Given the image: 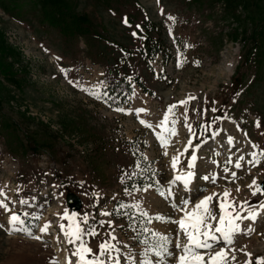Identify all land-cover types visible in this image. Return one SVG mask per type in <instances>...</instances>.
<instances>
[{"label": "rangeland", "instance_id": "1", "mask_svg": "<svg viewBox=\"0 0 264 264\" xmlns=\"http://www.w3.org/2000/svg\"><path fill=\"white\" fill-rule=\"evenodd\" d=\"M19 1L28 2L23 16L11 8V0H0V49L3 45L9 48L0 52V58L11 69H0V189L7 194L13 212L31 214L23 227L42 236V240L32 239L23 231L10 233V213L0 208V225H4L0 228V264H51L54 259L58 264H67L74 246L60 232L57 214L65 208L73 212L66 203L69 191L83 201L81 210L75 212L88 214L89 222L99 232L96 237H88L94 253H98L100 243L109 239L106 233L113 232L124 254L121 264H127L129 252L136 264H142L145 245L140 241L149 236L141 231L142 227L175 237L176 224L156 220L144 223L138 210L121 209L119 215L115 210L121 203L141 202L151 216L179 219L182 215L157 193L155 181L167 188L173 173L187 169L191 149L181 157L179 171L171 167L172 157L184 151L191 136L185 126V112L187 123L197 133L193 143L205 138L207 143L197 152L196 180L191 191H185L179 182L173 187L175 202L188 196L195 200L197 196L222 193L225 188L231 190L237 202L264 201V196H253L247 187L253 179L264 184V161L256 167L247 164L249 153L257 150L252 144L264 149V30L259 29L261 25L264 28V0H67L73 14H87L93 25L88 34L71 37L44 26L34 0ZM131 14H136L139 21L166 25L167 48L144 63L137 58L144 64L143 76L150 92L128 78L134 87L132 93L123 85L108 93L110 75L101 64L91 65L86 56L98 59L97 55L103 54L109 60L120 55L110 42L140 47L137 31L143 33L146 29L142 23L126 24L124 21H129ZM70 44L80 49L77 64L70 60L69 54L74 50ZM45 49L57 57L58 65L67 73L57 72ZM181 52L186 62L178 67ZM77 83L107 95L97 100ZM189 95L196 99L177 108L178 135L172 137L168 155H164L165 149L155 132L139 123V119L155 126L169 105ZM117 107L132 110L133 114L115 111ZM139 108L148 111L138 119L134 110ZM215 117L227 118L212 123ZM227 121L233 128L225 126ZM8 124L16 129V134L4 130ZM205 124H211V129L201 136V125ZM215 131L220 134L212 139ZM229 136L235 138L234 146L229 145ZM37 144L42 148L34 151L32 147ZM241 155L243 167L232 168L237 180L229 182L224 178V162L229 157L235 162ZM212 173L219 175L216 184L201 179ZM143 177L153 188L126 195V187L131 191L144 186H130L127 181ZM205 188L207 192L200 191ZM22 199L29 203L20 204ZM212 207L216 209L215 201ZM102 212L113 214L103 216ZM35 216L41 218L34 219ZM99 221H111L112 225L100 226ZM48 222L52 225L48 233L40 232ZM251 226L256 231L250 236L238 235L232 245L236 249L235 264H245V252L252 253L253 264L257 257H264V218ZM172 250L177 251L174 247ZM151 259L156 264L158 258L153 255ZM169 261L174 264V258Z\"/></svg>", "mask_w": 264, "mask_h": 264}, {"label": "snow or ice", "instance_id": "2", "mask_svg": "<svg viewBox=\"0 0 264 264\" xmlns=\"http://www.w3.org/2000/svg\"><path fill=\"white\" fill-rule=\"evenodd\" d=\"M163 14V10H161ZM169 20L175 21V17L169 16ZM127 24V19L124 21ZM139 27V26H137ZM136 35V33H133ZM192 47V45H188ZM180 59L178 60V67H183L186 62L184 54L180 53ZM197 64L199 62L197 61ZM67 73L68 70H62ZM129 79H131L129 77ZM70 83H76L69 81ZM76 86L80 87L82 91L87 92L89 95L93 96L97 100L103 98V95L98 91L85 88L78 83ZM196 99L189 95L186 99L179 101L177 104L169 105L163 118L159 121L157 125L139 119L140 114L146 113L148 110L145 108L135 109V115L139 119V123L145 127L152 129L155 132L157 140L162 148L165 149L164 155H168L167 149L171 145V139L178 135V130L175 127L179 123L176 119V110L180 106H187L191 100ZM106 102V101H105ZM111 106V105H109ZM115 111L122 112L128 115H132V110H126L122 107H117ZM207 110H205L206 112ZM213 112L216 109H212ZM185 126L187 127L191 136L185 146L183 152H178L176 156L172 157L171 167L173 170H177L179 164L181 163V157L185 156L189 149L192 150V154L188 157L187 169L184 171H179V174L175 175L173 179L168 181L169 187L164 188L160 186V182L155 181L157 193L164 197L166 200L170 201L171 208L182 215L179 219H172L171 217H166L160 214L151 216L146 210L143 209L141 202H135L132 204L119 205L116 214H120L121 209H133L138 210L140 217L143 218L144 223H151L153 220L160 221L162 223L176 224L177 232L176 236L162 234L160 232L151 231L148 228H141L142 232L149 233L148 237H145L140 242L145 245L144 251L141 253L144 258L142 264H154L151 256L158 258L156 264H170L169 258H174V264H235L236 249L232 247L235 244V239L238 235H248L250 236L256 231L255 228L251 226V223H255L258 219L264 218V201L259 204H253L247 200L237 202V200L232 197V192L230 189L225 188L222 193L213 192L208 195H203L202 197L197 196L195 200L191 196L187 198H182L179 203L175 202L173 187L176 186L177 182L183 185L185 191H191V185L196 178V173L194 169L196 168V161L198 159L197 152L207 143V138L203 139L201 143L194 144L193 141L197 139V133L193 129L192 125L187 123V113L185 112ZM227 117H215L212 123L217 120L224 119ZM257 126L259 127V121H257ZM160 128L161 131L156 132L155 129ZM200 135L203 136L211 129V124L201 125ZM220 134L219 131L211 133V138L214 139ZM234 137H228L229 145L234 146ZM253 149L249 153L251 159L247 161V164L252 167L258 166L262 161H264V149H259L258 145L252 144ZM219 155V153H216ZM147 159V157H144ZM244 160V156L241 155L235 162L229 157L223 165V172L225 173L224 178L229 182H235L237 180V174L232 168L241 169L243 165L241 161ZM218 166L217 161H213ZM231 165L232 167H229ZM139 167V164L137 165ZM127 175V174H125ZM135 175V173H133ZM205 181H210L212 184H216L219 179V175L212 173L210 175H205L201 177ZM251 190V194L256 196L257 194L264 196V185L253 179L252 183L247 186ZM150 188H153L152 184H146L143 187H134L131 191L126 187L124 189L126 195H132L133 192H147ZM202 192H207V189H200ZM237 192L240 188L237 187ZM60 196L63 197L64 193L61 192ZM9 200L7 194L3 189H0V208L5 212L10 213L8 224L10 225V233H15L17 231H23L29 237L35 240H42V236L34 235L28 228L23 227L26 224V219L31 214L28 212L16 213L12 211V208L7 202ZM216 203V209L214 210L212 205L213 202ZM29 202L25 199L20 200V204L27 205ZM257 209H260L258 211ZM246 213V214H245ZM103 216H111L112 212H102ZM127 215V213H125ZM60 222L59 229L63 234L66 242L73 245V250L71 256L67 257V264H73V258H75V264H121V253L118 247L119 241L113 232L106 233L109 237L108 240L103 241L99 244L98 253H94L93 249L89 246L88 237H96L99 235L97 228L89 222L88 214H80L75 211L69 212L67 208L64 209L62 214H57ZM34 219H40V216L33 217ZM67 221V224L64 223ZM249 221L248 225L244 222ZM112 225L111 221H99V225L104 224ZM51 222L46 223L40 232L47 234L51 228ZM4 225H0L3 228ZM135 231V228H133ZM181 234L184 239L181 241ZM59 241V237L56 238ZM175 240V243H174ZM173 247L177 251H173ZM218 248V250H217ZM243 252V249H240ZM244 255L247 257L245 264H253L252 253L245 252ZM127 264H136V259L131 252L126 254ZM51 264H58L57 260H52ZM255 264H264V257H257Z\"/></svg>", "mask_w": 264, "mask_h": 264}, {"label": "trees", "instance_id": "3", "mask_svg": "<svg viewBox=\"0 0 264 264\" xmlns=\"http://www.w3.org/2000/svg\"><path fill=\"white\" fill-rule=\"evenodd\" d=\"M11 1H12L11 4L13 6L11 8H14L18 13L22 14L23 16L24 7L28 2L26 3L24 2L23 4L19 0H11ZM34 1L36 3V6L39 8L40 17L42 19V24L44 26L49 25L51 27L57 28L66 37L85 35L88 34L89 31L91 32L93 25L90 22L89 20L90 18L88 17V15L73 14L71 12V10H73V7H69L68 5L69 3L67 0H34ZM35 10L38 11L37 9ZM128 17L130 18V20L127 21L128 22L127 24L132 25V22L133 24L142 23L143 29H146V32L143 33L142 31L139 32L137 31L138 37L142 42V45L140 47L134 49L132 48V46L125 45L124 43L119 41L110 42L109 43L110 47L113 50L115 49V51L120 53V55L110 58L109 60L108 59L106 60L103 57V54L101 56L100 54H98L97 55L98 59H95L89 54H88L89 56L88 55L85 56L88 57L92 61V63L101 64L102 67L105 68L107 73L110 75L112 83L114 84L113 87H118V86L120 87L121 85H125L127 87V90L131 93L133 87L131 83L127 82V79L130 77L133 82H136L145 91L150 92L145 77L143 76L142 67L144 64H140L137 58H140V60H142V62L144 63L145 60L148 61L149 58L154 59L158 55L162 54L167 48L165 30L161 25H156L150 20L144 19V21H139L138 16L136 14L128 15ZM259 29H262V31L264 30L262 25L259 27ZM262 31L260 30L259 33H261ZM70 45L74 49L69 54L70 58L73 62H78L79 56L81 54L80 49H78V46H73L72 44ZM6 49L7 50L9 49L8 46L3 45L0 49V52L5 51ZM89 53L94 54L92 51H89ZM5 68L7 71L11 70L7 68L6 62L0 58V69L2 71H6ZM13 77H15V75L12 74V78ZM239 115L243 116V114L241 113ZM11 127L12 125L8 124L4 130L10 131L11 135L16 134L17 132L16 129L15 128L11 129ZM41 148L42 147L38 144L32 147L34 151H39L41 150ZM120 169H122V166L120 167ZM56 176L58 177L57 174ZM127 182L130 184V186H132L133 183L145 184L147 181L146 179L144 180L143 178L140 180L130 178V180Z\"/></svg>", "mask_w": 264, "mask_h": 264}, {"label": "water", "instance_id": "4", "mask_svg": "<svg viewBox=\"0 0 264 264\" xmlns=\"http://www.w3.org/2000/svg\"><path fill=\"white\" fill-rule=\"evenodd\" d=\"M66 203L71 211H79L81 210L83 205V201L81 200V198L75 192L72 191H69L67 193Z\"/></svg>", "mask_w": 264, "mask_h": 264}, {"label": "bare ground", "instance_id": "5", "mask_svg": "<svg viewBox=\"0 0 264 264\" xmlns=\"http://www.w3.org/2000/svg\"><path fill=\"white\" fill-rule=\"evenodd\" d=\"M231 120V119H230ZM233 122V121H232ZM234 123V122H233ZM234 125V124H233ZM225 126L227 127V128H233V126H232V123L231 122H229V121H227V123L225 124ZM234 128H236V126H234ZM62 204V203H61ZM258 211H260V209H257Z\"/></svg>", "mask_w": 264, "mask_h": 264}]
</instances>
